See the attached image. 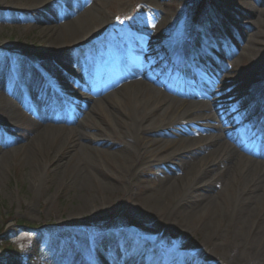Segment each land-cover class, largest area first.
<instances>
[{
  "label": "rangeland",
  "instance_id": "obj_1",
  "mask_svg": "<svg viewBox=\"0 0 264 264\" xmlns=\"http://www.w3.org/2000/svg\"><path fill=\"white\" fill-rule=\"evenodd\" d=\"M94 1L101 9L93 10L92 15L99 17V21L92 20L91 29L85 36L97 33L98 40L83 43L79 37L72 38L64 34L53 45L54 35L58 34L57 30H63L58 28L63 26V20L66 19L46 21L39 14L49 17V13L60 14L65 10V4L74 9L79 6L80 0H41L38 5H33L36 4L33 0H0V159L2 156L5 159L0 165V264H61L67 258V255L60 253L62 249L69 248L72 251L75 247L82 248L80 256L75 252L79 259L90 260L93 257L97 264H111L103 260L107 259L103 253L117 258L122 240L131 237L139 239L147 231L152 232L149 235L155 241L150 240L151 250L146 249V254L142 253L147 261L158 262L153 256L156 253L160 260L164 259V264H211V261L220 264L214 258L199 256L211 247L212 242L207 244L208 247L204 246V249H197L191 244L205 239L202 235L207 231L202 234L198 229L209 209L220 211V215L213 217L211 221L213 228L210 229L212 233L209 236H214L211 241L224 245L225 241L227 243L235 238L236 232L238 240L251 236L243 233L244 231L240 234L237 220L233 219L239 199L237 181L231 182L232 186L228 185L222 193L218 191V198L207 211L188 218L187 233L179 239L174 234L154 235L156 226L163 223L164 215L162 217L159 213L151 214L137 208L133 192L145 189L131 185L125 181V177L116 179L115 175L122 176L119 171L122 166L120 159L114 157V161H110L103 154H93L95 162L86 164L90 169V178L88 184L83 186L72 166L73 161L67 157L73 154L72 148L77 142V133H80L77 126L87 133L96 132V123L107 131L112 130L105 117L107 110L102 109L104 104H113V108L124 116L134 113L130 103H121L116 95H108L110 92L119 93L120 96L124 93V89L120 87H124L130 79L127 75L131 70L129 67H142L137 69L136 77L145 80L148 73L159 78L165 76L156 71L158 63H151L149 68L139 63L145 54L143 49L144 52L139 53L138 45L143 41L142 34L146 35L161 16L168 21L167 27L161 26L160 35L155 36L157 38L152 36V32L148 34L147 43L157 44L166 53L173 44L170 43L166 48L164 31L168 35H179L175 38L179 40L185 36L190 45L192 37H197L198 46L194 55L203 64L197 63L195 56L189 61L191 56L187 52L188 62L183 67L175 63L172 75L176 71L177 74L183 72L191 80H195L200 74L202 81H205V88L202 90H208L210 94L194 99L175 90L160 93L206 101L209 105L206 110L214 114L213 122L218 124L214 132L222 142L226 138L225 129H232L227 120V110L232 102L243 100L252 105L253 111L263 112L264 115V43L261 46V61L249 57L245 53L247 51H244V44L249 39L264 40V21L260 25H255L253 21L256 17L264 20V12L261 13L264 0H150L152 6H157L160 11L144 8V0ZM37 11L41 13H36ZM215 23H221L220 30L214 29ZM51 25H55L57 29H53ZM217 32L218 36H215ZM215 44L222 47L221 51ZM255 45L253 44L254 48ZM134 50L137 52H133ZM221 52L224 54L212 59V55L217 56ZM148 54L152 56L154 51ZM77 59L78 64L70 65V60ZM221 60L230 65L226 70L221 67ZM168 62L167 66L172 65L171 61ZM28 64L31 67L32 64L35 65V75L40 81L29 80L41 92L27 88L30 83L25 82L21 67ZM87 68L98 73L94 76L93 72L90 77L86 76L89 72L82 74V70ZM11 69L13 73L10 72ZM215 69L214 74L218 72L219 79L214 85L208 86L207 74ZM103 74L104 77L107 76L103 81V89L92 90ZM117 74H121L118 81ZM54 78L56 81L50 84L56 82L60 86V91L54 94L56 110L54 107L44 106L40 98L44 85ZM80 80H84V84ZM253 81L258 83V91H262L261 97H257L256 89L249 91ZM11 82L22 89L16 97L11 94ZM98 99L102 103H98ZM39 109L53 116L63 113L67 120L61 122L53 116L51 120L39 118ZM85 113L87 115L84 117ZM159 114L160 112L153 114L152 118H158ZM108 115L112 119L110 113ZM81 117L83 118L79 122ZM37 120L38 123L35 122ZM45 123L53 124L54 127L41 131ZM172 130L173 126H169L164 131H151L149 134L155 138L166 136L165 144L167 139L179 137V133ZM175 144L170 145L172 147ZM231 144L237 153L243 152L255 157L232 141ZM261 158L264 159V156ZM160 164L165 166V162ZM158 172L161 175L165 170ZM152 175L154 174L150 176ZM156 182L151 178L149 185H155ZM185 196L188 195L181 191L179 195L168 197V202H172V208L175 209ZM227 210L233 213L230 217L224 215ZM259 213L264 214V202ZM128 225L133 228L128 229ZM98 245L104 252L97 249ZM228 249L231 253H236L238 246L235 243L228 246ZM152 251L155 253H151ZM142 254L127 251L126 257L139 255L140 258Z\"/></svg>",
  "mask_w": 264,
  "mask_h": 264
},
{
  "label": "bare ground",
  "instance_id": "obj_2",
  "mask_svg": "<svg viewBox=\"0 0 264 264\" xmlns=\"http://www.w3.org/2000/svg\"><path fill=\"white\" fill-rule=\"evenodd\" d=\"M33 1L36 3H31L33 5L41 4V0ZM64 6L65 10L60 14L49 13L50 17L48 15L46 16V14L44 16L39 14L46 21L57 18L66 19L63 20L65 21L63 26L58 28L63 30H57L58 34L54 35L55 38L52 44H57L64 37V34L72 38L79 37L83 43L98 40L97 33H89L85 36L91 29L90 25L92 20L99 21V17L96 18V16L92 15L93 10L101 9L96 6L95 1L80 0V7L75 6L74 9L66 4ZM142 6L148 9L159 10L157 6L156 8L152 6L150 0H144ZM263 12L264 9L261 10V13ZM36 13L41 12L37 11ZM68 14L70 16H67ZM163 18L164 16H161L153 28L148 29L146 35L145 33L142 34L143 41L138 45L140 54L145 50V54L142 55L139 63L145 66V68H149L151 63H158L157 71L160 73L166 72L163 67L169 63L168 61H171L172 65L179 63L183 67L187 61V52L191 51V48L195 49L198 44V38L195 36L192 37V45H190L185 40V36L181 37V40L175 39L179 35H168L166 31L163 34L165 44L167 45L166 48H168L170 43L173 44V46H170L166 50V53L157 44L152 42L147 43L149 40L148 34L152 32V36L155 37L156 35H160L162 25L163 28L167 27L166 23L168 21H165V18L163 20ZM253 21L255 25H260L264 20L261 17H256ZM216 24L213 25L214 29L220 30L221 23ZM51 27L55 30L57 29L55 25H51ZM257 33L262 35L260 31ZM181 35H184V33H181ZM262 43H264V40L260 38L249 39L244 44L246 49L244 51H247L245 53L249 57H254L253 59L256 61H261L263 59V56H260L263 49L261 47ZM253 44H256L255 48ZM221 49L219 50L221 51ZM151 51H154L152 56L148 54ZM230 51L233 50L230 49ZM133 52H137V50ZM222 54L224 52H221L217 56L212 55V59L218 58ZM221 62L223 63L221 67L224 70L230 66L223 60ZM69 63L70 65H76L79 63V60H70ZM172 65L169 67H173ZM21 68L25 82L31 84L29 78L40 81L35 75L36 68L34 64H32V67L28 64ZM129 68H131L128 73L130 79L124 87L123 85L120 87L124 89V93L120 96L119 93L110 92L108 95L111 94V97L116 95L118 101L121 103L123 101L130 103L134 109V113H125L128 116H124L120 114L121 112L118 113L113 108V104L107 105L103 103L104 106L102 109L103 111L107 110L105 117L112 127L111 131H107L98 123L95 125L97 127L96 132L92 133H87L80 126H77L81 134L77 133L78 139L72 148L74 155L71 154L67 158L73 161L72 166L77 172L79 180L82 181L83 186L88 184L90 178V175L88 176L90 169L86 164L95 162V156L93 154H103L110 161H114V157L120 159L122 166L119 167V171H121L122 176L115 175L116 179L121 180V178L125 177V181L131 183V185L144 187L145 189L142 192H133V197H135L137 202V208L151 214L159 213L162 217L164 215L162 219L163 223L156 226L154 235L174 234L175 237L181 239L187 233L189 226L186 224L187 219L207 211L211 203L218 198V191L222 193L228 185L230 187L232 186L231 182L237 181L236 189L239 193V199L233 219L237 220L236 224L237 228L241 230L240 234L248 233L251 236L238 240L236 235L238 232H236L234 235L235 238L227 243L225 241L224 245L217 241H211L214 238L212 235L209 236V233H212L210 229L213 228L211 221L213 217L220 215V211L209 209L207 211L208 215H206V218L202 221V225L198 229L202 234L207 231L205 235H202L205 236V239L198 240L191 245L197 249H204V246L206 248L208 247L207 244L212 242L211 247H208L199 256L205 257V259L214 258L220 264H264V214L259 213L264 202V159L247 156L243 152L237 153L233 150V145L227 138H224L225 141L223 140L222 142L219 139L220 136L214 132L218 124L213 122L214 114L206 110L209 107L206 101L181 98L174 94H162L160 93L162 90H159L156 84H151L145 79L136 77L137 69L140 70L142 67ZM89 71H92L91 68L82 70L81 73L85 74ZM215 71L216 69L209 74L208 86L214 85L219 79L220 75L218 72L214 74ZM10 72L13 73L14 71L11 69ZM230 74L231 72H229ZM120 76L121 74H117V81L120 80ZM11 84V94L16 97L22 89H18L17 85L12 82ZM30 84L27 85V88L33 87L36 90V86L33 83L31 84L32 86ZM257 85L258 83L256 82L252 85L253 87L250 84L249 91L252 92L258 89ZM100 89L102 90L103 86L98 87L97 90ZM193 95L199 97L201 93L198 91L194 92ZM56 102L55 99H51L45 103V106L47 108H53ZM97 102L102 103V100L98 99ZM241 102L245 103L243 100ZM90 106L92 105L90 104ZM37 107L42 108L41 105H37ZM53 109L56 110L55 107ZM38 112L40 113L39 118H48L51 120L55 117V119H59L58 121L61 122L67 120L63 113L53 116L52 114L44 113L45 111L41 109ZM158 112H160L158 118H152V115ZM109 113L112 119L109 117ZM167 113L168 115L166 116ZM86 115L87 113L84 114V117ZM82 118H80L79 122ZM114 120L116 121L114 122ZM35 122L38 123V120ZM169 126H173L174 130L172 131L179 133V137L174 139L169 138L165 144L164 140L166 139L164 138L166 136H163L164 138H155L149 134L151 131H164ZM49 127L54 126L50 123L43 124L41 131ZM248 133L254 138L257 137L261 145V150L258 155L264 154V137L260 135V132L249 131ZM246 137L251 140L253 139L250 136ZM239 141L243 148L246 147L244 145L245 138H239ZM172 143L176 144L171 147L170 144ZM202 150H204V153H201ZM3 161L5 159L2 156L0 165ZM161 162H165V166L161 165ZM114 166L117 165L115 164ZM162 170H165V172H161V175L157 174L158 171ZM150 173L154 175L151 177ZM151 178L157 180L155 185H149ZM131 185L129 186L131 187ZM189 189L191 191L188 192ZM181 191H184L185 195L188 196L183 197V200L178 202L174 209V207L172 208L173 203L168 202V197L179 195ZM228 202L231 201L229 200ZM198 205H201L199 209H195ZM231 214L233 213L227 210L224 215L230 217ZM151 233L147 231L139 239L132 237L124 240L125 246L123 248L129 252L134 251L136 254L139 252V255L143 252V254H146V249L151 250L150 240L155 242L153 237L149 235ZM221 235L222 237L224 236V234ZM235 243L238 246V250L236 253H231L228 246ZM97 247V249L104 252L99 245ZM79 249L81 250L79 251ZM83 249L86 250L85 248ZM75 252L80 256L82 248L75 247L72 251L69 248H63L60 253L67 255V258L61 264H71L72 262H77V264H97V261L93 257H90V260L79 259ZM151 253L155 252L152 251ZM103 254L107 258H103V260H107L111 264H164V259L160 260V257L156 253L153 256L158 262H155V260L146 261L143 254L140 258L139 255L128 258L126 257L127 252L125 255L119 253L117 258L114 255Z\"/></svg>",
  "mask_w": 264,
  "mask_h": 264
},
{
  "label": "water",
  "instance_id": "obj_3",
  "mask_svg": "<svg viewBox=\"0 0 264 264\" xmlns=\"http://www.w3.org/2000/svg\"><path fill=\"white\" fill-rule=\"evenodd\" d=\"M128 228H130V229H131V228H133V227H132V226H129Z\"/></svg>",
  "mask_w": 264,
  "mask_h": 264
}]
</instances>
